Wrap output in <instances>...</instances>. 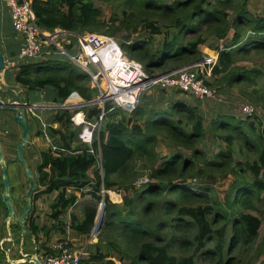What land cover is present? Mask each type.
I'll list each match as a JSON object with an SVG mask.
<instances>
[{"label": "trees", "instance_id": "1", "mask_svg": "<svg viewBox=\"0 0 264 264\" xmlns=\"http://www.w3.org/2000/svg\"><path fill=\"white\" fill-rule=\"evenodd\" d=\"M119 2L123 5V18L119 26H116L120 19L118 13L114 12V16L102 20L103 8L96 5L93 0H32V7L41 28L49 31L62 28L80 33L86 30L97 32L108 26L105 31L109 34H116L121 29L129 32L142 29L149 35H154L161 34L163 28L172 30L174 28L172 35L164 39L158 51L150 48L149 38L131 43L121 42L126 54L131 59L141 61L150 74L157 72L155 69L164 72L201 59L203 53L200 46L204 45L208 38L225 39L234 29L230 42L231 49L220 53L219 62L214 67V76L221 77L219 82L228 76L229 85H232L234 82L252 80L253 74L256 76L261 74V71L255 68L244 74L225 73L235 62V47L238 52L264 50V16H257L249 11V0H173L171 3L164 0H119ZM243 29L251 31L252 35L245 39ZM190 34H194L195 37L186 39ZM11 43L12 57H16L20 49L19 42ZM21 60L18 62L20 71L16 81L28 91L49 89L50 93L46 98L58 103H63L74 91L85 100L93 99L96 90L90 87V75L67 58L58 59L55 56L43 61ZM209 83L212 84V81L209 80ZM251 99L261 104L264 101V94ZM112 106L111 102L107 103L109 112L100 133L102 169L98 157L87 152L60 157H54L49 150L41 153L42 165L39 168L40 180L35 201L45 193L59 191V194L51 204L49 215L55 222L49 227L47 224H40L37 216H32L29 228L33 234L37 235L44 231L46 241L52 231L65 234L68 225L63 222L62 217L78 200L77 194L70 191L74 190L80 196L92 193V197L100 202L103 199L102 186L120 190L123 185L128 187L122 194V202H113L108 197L105 198L106 222L102 237H105L110 247L118 251L121 260L127 257L131 264H194V257L180 259L171 253V248L175 245L173 241L183 244V238L174 234L170 240L167 239L170 231L173 230L175 233L192 225L196 227L194 239L199 249L206 247L210 239L215 237V233L218 234L214 253L221 254L225 249L226 224L219 228L214 227L215 224L222 223L221 220L227 221L224 223L231 222L234 229L226 246L228 253L233 251L240 238L252 242L259 238L262 219L249 212L245 213L243 208L255 207V200L264 201V146L256 160L235 161L239 170L245 167L250 170L251 185L243 183L238 186V180L235 177L231 178L227 173L233 161V151L230 148L236 139L235 132H242L240 120L231 126L227 119L234 117L226 113L219 114L218 126L232 129L230 134L224 136L230 148L217 154L221 161L206 160L203 151L195 146L207 132L205 128L207 122L197 112L196 107H183L172 103L167 111L161 110L158 118H153L154 112L151 111L145 121V127H142L137 121L143 119L146 114L145 107H138L129 117L113 120L116 117L112 114L120 108L112 109ZM91 110V114H98L101 106L94 105ZM167 112L180 113L177 121L168 119L175 122L169 127L167 118L163 117ZM71 116L72 113L68 110L57 113L55 120L62 122L63 129L53 130L60 134L61 140L69 148L77 137V133L71 128ZM182 116H187V121ZM188 125L189 129L186 128ZM160 131H167V134H164L169 140L166 144L192 149L196 158L204 156V167L194 170L195 166L191 160L176 152L164 158L159 165L152 167L148 181L138 185L139 188H133L140 190L130 196L127 192L136 178L135 170L129 166L130 162L135 156L142 160L151 157L153 146L162 134ZM134 135L135 140L132 142L127 139ZM224 158L225 160H222ZM213 171H222L223 175L217 179ZM127 173L129 175L127 181L115 179V176L126 177ZM197 176L202 180L209 176L210 181L219 183L218 188L222 189L219 199L212 198L213 188L210 184L199 185L203 186L199 188L204 191L197 190L198 186L194 182L196 187L191 186ZM161 179L167 180L166 185L157 182ZM87 187L89 190L83 191ZM170 195L174 198H169ZM211 199L213 203L210 205L184 204L195 201L208 202ZM97 211V204L86 205L82 210L81 219L78 215L72 214L70 226L80 234L90 233L95 224ZM43 247L44 252H51L48 245L45 244ZM255 253L256 264H264V234L256 244ZM110 257L111 255L97 246L95 253L83 258L80 264H116ZM231 259L232 257H229L220 264H233Z\"/></svg>", "mask_w": 264, "mask_h": 264}, {"label": "rangeland", "instance_id": "2", "mask_svg": "<svg viewBox=\"0 0 264 264\" xmlns=\"http://www.w3.org/2000/svg\"><path fill=\"white\" fill-rule=\"evenodd\" d=\"M94 3L96 5H99L101 8H103L104 11V16L101 18L102 20L106 19L108 20L110 16H114V12L118 13V16L120 17L119 21L116 22V26H119L121 23V19L123 18V5H121L119 2V0H109V2H102L100 0H93ZM167 1L169 3H171L173 0H164ZM248 9L249 11L257 16H264V0H249V4H248ZM111 23V21H110ZM108 23V24H110ZM110 26V25H109ZM108 29V26L106 27H102V30L97 31V32H90L88 30H86V33H105V34H109L107 33L105 30ZM244 34H245V39H247L248 37H250L252 35L251 31H248L246 29H243ZM174 31L172 29H166L163 28V32L161 34H154V35H149V33L145 32L142 29H139V31L137 32H129L126 29H121L120 31H118V33L116 34H110L112 36H114L116 39H118L121 42H126V43H131L135 40L138 39H150V48L153 51H158L159 48L162 47L164 39L165 38H169L170 34L172 35ZM177 31V30H176ZM233 33H234V29H232L229 33V36L225 39H217L214 37H210L208 38L207 42L204 45L200 46V49L203 50L207 53L210 52V49H213L217 44H223L224 47H228V49H231V45L230 42L232 40L233 37ZM195 37L194 34H190L186 37V39H190ZM209 47L210 49L208 50ZM236 51L234 52L235 55V62L234 64L225 72L228 75L235 74V73H239V74H244V73H249L251 72L254 68L255 69H259L261 71V74L259 76H256L255 74L251 75L252 80H247V81H241V82H234V84L229 85L230 81L228 80V76L225 77L224 79H221V81L219 82L221 77H211L210 81H212V85L214 87L218 88L219 93L221 94L222 98L224 100V102H220L217 101L215 99H209L206 98V100H204L203 103H201L204 108L207 110V115L204 116V119L206 120L207 124L209 125L207 127V124L205 123V128H206V135L196 143V148L200 149L203 151V153L205 154V159L206 160H218L221 161V159L217 156L218 153L220 152H226L230 147L227 143V141L224 139V136H227L228 134H230L232 132V129L229 127H220L218 126V116L219 114H230L231 116H233L234 118H228L227 122H230L233 126L236 124V122L238 120H240L239 124L241 125L240 129H242V132H235V136L236 139L234 140L232 146H231V150L233 151V161H231L230 163V168L227 169V173H229V176L231 178L235 177L238 180V186H240L241 184L245 183L247 185H251V181H252V174L250 172V170H248L246 167L244 169H240L239 167L235 165V161H248V162H252L254 160H256L259 156V153L262 149V147L264 146V137H263V129H264V101L261 102V104H259L258 102H253V100L251 98H254L256 96H258L259 94H264V50L261 51H257V50H251L249 52L247 51H237V47H235ZM234 49V50H235ZM128 55V54H127ZM57 56L58 59H64L66 57L61 56V55H55ZM53 56V57H55ZM38 59V58H37ZM36 60V59H34ZM37 61V60H36ZM41 61V60H40ZM94 69V68H93ZM157 72H161V70L159 69H155ZM224 74V73H223ZM223 76V75H222ZM23 87V86H22ZM24 90L21 92V95L25 96V100H27L29 103L34 102V101H46V96H44L41 91H28L25 87H23ZM151 90H158L161 91L163 89L154 86L150 89H147L145 92H143L142 96H141V102L144 100L143 105H148L149 103H151V101L153 100V96L152 93L150 92ZM26 91V92H25ZM167 92L177 95V96H183V94L185 95V93L183 94H178L179 92H177L178 90L176 88L173 87H169L166 89ZM150 92V93H149ZM149 93V94H148ZM161 94V93H159ZM251 97V98H250ZM192 98V104H200L199 100L196 99L195 97H191ZM174 102L176 101L177 98H173ZM140 102V104H141ZM169 104L171 105V102H169ZM246 104H252L255 105L257 107V115L256 116H252L250 118H248L247 116H244L242 114L241 107L243 105ZM142 105V106H143ZM83 110L87 111L88 108H82ZM170 109V108H168ZM78 110H81L80 108ZM1 112V111H0ZM38 112H42V110H38ZM170 112V111H169ZM169 112H167L165 115H163V117L167 118L170 120H174L177 121V119L180 117V113H175V114H169ZM171 112H173L171 110ZM10 115H12V113H10L9 111H2V115L4 116V119L9 120V124H11V127H8L10 130L11 129H16L17 135L21 134V126L14 122H12L9 117ZM112 115H114L116 118H114L113 120H117L120 119L121 117H129L131 115H133L132 113L120 109L117 110V112L113 113ZM146 115V114H145ZM134 117V116H132ZM182 118L187 121V116H182ZM109 119H112L109 117ZM142 120V119H140ZM27 121L29 124V135L30 137H33L34 132L36 131L37 127H38V119H36L34 116L30 115L29 112H27ZM174 121H168V127L171 125H174ZM142 124V127H145V122L142 120L140 122ZM254 124V126L252 127L251 124ZM230 126V127H231ZM236 127V126H234ZM186 128H190L186 127ZM161 132V131H160ZM161 136L162 137H158L157 141L155 142V145L153 146V150L150 155L151 157H147L144 160L140 159L139 156H135L134 159L130 162V165L136 172V178H134V183L133 186L131 185V187H129L127 194L130 196H133V194L140 189L134 190L133 188H139L138 185H140L142 182H146L148 181V175L150 173V170L152 167H155L156 165H159V163L161 161L164 160V158L166 157H170L171 155H173L176 152H180L181 154L184 155V157H186L187 159L191 160L192 164H194V170H196L197 168H201L204 167V156H198L197 158L194 157L193 155V150L192 149H187L185 147L182 146H177V145H172V144H166L169 140L166 138L164 140L163 137H165L164 134H167V131H162L161 132ZM2 137V141H1V145L3 148V151L6 152V156L7 157H13L15 156V152L17 150L14 149V147L16 146V143H13L12 148L13 150L11 151V149H8L10 151H6V142L8 140V142H10V138H8L7 136H4L3 134H1ZM18 137V136H16ZM7 138V139H6ZM77 139V138H76ZM128 140H131V142L133 140H135V135L131 136L130 138L127 137ZM161 141L162 144H160L159 142ZM39 142L42 143L43 138L40 137ZM10 144V143H9ZM8 148V145H7ZM43 151H47L50 148V144L49 142L45 139L44 142V147H43ZM40 151V150H39ZM24 156L28 162V164L32 167L33 164V160L31 158V154L28 150V146L24 147ZM17 154V153H16ZM17 156V155H16ZM222 160H225L222 159ZM1 169V167H0ZM24 164L21 161H12L9 163L8 165V174H9V178H10V182H11V187H18L19 186V182H24L25 186H27L28 184V179H26V175L24 173ZM212 173H214V175L216 176L217 179H220L219 177H221V175H223V172H218V171H213ZM127 176L124 177L123 176H115L116 180L119 181H127L129 179V175L128 173L126 174ZM36 180L37 179V174H36ZM209 177V176H208ZM206 177L205 180L200 179V177H195L191 183V186H194L193 182L195 183L197 187V190H201L204 191V189H200L199 187H203L207 184L212 185V198L215 199H219V197L221 196V192L222 189L218 188V184H216L213 181H210V179ZM196 179V180H195ZM157 182H159L160 184H162L163 186L166 185L167 180H158ZM228 182V181H227ZM125 184L127 182H124ZM124 184V185H125ZM203 185V186H199V185ZM38 185V183H37ZM194 186V187H196ZM4 187V182L0 176V188ZM128 186H121L119 193L123 194L125 192V189ZM227 187V185H226ZM37 188V186H36ZM43 188V187H41ZM107 189V188H106ZM102 190V189H101ZM112 191H118V189H110ZM58 192V191H57ZM55 191L53 193H45L44 194V198H41L39 200V204L40 207L42 209L38 210V213L40 214V224H47L48 226L51 225L52 223H54L55 221L52 220L49 215H50V211L49 207L51 206L52 202L56 199L55 197ZM11 195L14 199V203L17 204V193L16 190L11 192ZM169 198H174L173 195L168 196ZM79 203L74 207V210L72 211L73 214H76L79 216V218L81 219L83 214H82V210L86 205H96L98 204V200L92 197V193H87L86 195H79ZM115 202H120V201H115ZM210 203L212 202V199L209 200L208 202L206 201H195V202H185L184 204H188V205H197V204H203V205H210ZM4 204L1 205L0 203V210L1 213L2 211L5 212L6 211V207H3ZM244 212L247 213H251L254 214L256 216H258L259 218L262 219V226L260 229V236L257 240H255L254 242H252L251 240H243V239H239V241L236 244V247H234L233 251L228 253L226 251V246L227 244H229V238H231V236L233 235L234 229L232 226V223H224L227 222L226 220H221L222 223H218L215 224L214 227L215 228H219L223 225L226 224V230H225V236H224V245H225V249L223 253H214V249H215V243L217 241L218 238V234L215 233V237H212L209 241V243L207 244L206 247L199 249V247L197 246L198 243L195 242L194 239V235L196 233V227H194L193 225L190 227L185 228V230L180 229L179 231H170L169 234L167 235V239H171L173 237V235L175 234V236H180L181 238L184 239V243L180 244V242L178 241H173L175 242L173 245V247L171 248V253L175 256H177L178 258L182 259V258H188V257H194V264H220L221 262H225L226 260H228V258L232 257V263L233 264H256L257 263V256L255 253V249H256V244L261 240L262 235L264 234V201H258L255 200V207H244L243 208ZM104 211V210H103ZM158 213V212H157ZM103 214V212H102ZM101 214V216H102ZM1 216V215H0ZM238 216V214L236 215ZM62 220L65 224L68 225V229L67 231H65V234H60L58 233L57 235L54 234L52 232V235L49 237L48 241H46L44 239V237H42V243L41 246H45L49 245L50 243L54 242L58 237H63L66 239H69L70 242L76 244L79 247H86V250L89 253L84 254V258H87L91 253H95L96 251V247L98 246V248H101L104 252L108 253L109 255H111V259H113L116 264H131L130 263V259L125 257L122 260L120 259L119 253L116 249H113L112 247H110L105 240V237H102V235L105 233V229H104V225L105 223L102 225V221H101V217H100V226H99V235L97 236V239L95 241H93L92 243L90 242V236L88 234H80L79 232H77L73 227L70 226V216L67 214L66 216L62 217ZM220 221V222H221ZM106 222V221H105ZM50 227V226H49ZM3 228V224L0 223V230H2ZM68 233V234H67ZM171 233V234H170ZM107 235V232L105 234V236ZM17 237V234H16ZM107 237V236H106ZM94 240V239H93ZM92 241V240H91ZM49 243V244H48ZM73 245V244H72ZM74 246V245H73ZM15 252H12V255H14ZM11 259H13L12 257H10ZM6 256L5 254L0 250V264H3V262L5 261ZM31 264V263H28Z\"/></svg>", "mask_w": 264, "mask_h": 264}, {"label": "built area", "instance_id": "3", "mask_svg": "<svg viewBox=\"0 0 264 264\" xmlns=\"http://www.w3.org/2000/svg\"><path fill=\"white\" fill-rule=\"evenodd\" d=\"M2 1L10 12L12 28L21 40L20 59L38 58L43 61L55 55L64 56L90 75V87L96 90L91 100H85L74 91L63 103L55 106L56 114L63 110L72 113L71 128L77 133V139L73 140L71 148L61 140L59 133H53L48 128L50 126L54 130H62V127L59 129L55 123L43 122V135L49 142V151L54 157L75 156L87 152L98 157L102 169L100 133L109 112L106 107L108 102L112 103V109L120 108L132 113L140 106L143 92L154 86L163 90L173 87L199 100L219 98L218 89L210 84L209 80L213 76L214 67L219 62L220 53L228 50L223 44H217L210 52L203 53L201 59L189 64L150 74L144 64L131 59L122 48L120 41L110 34L80 33L62 28L45 30L39 25L32 0ZM25 104H27L25 111L33 116H37L38 110H46L50 107L28 102ZM94 105L101 106L98 114H91ZM85 107L88 108L87 111L82 109ZM79 108L81 110H78ZM240 111L247 117L256 116L258 112L257 107L252 104L243 105ZM88 190L89 187L83 189L85 192ZM101 194L103 199L97 204L99 217L95 219V224L88 234L89 243L95 241L99 235L100 217L106 208L105 198L108 197L113 202L123 200L119 190L112 191L102 186ZM117 195L120 198H117ZM79 201L80 199L65 214L70 216V220L72 211ZM72 244L69 239L57 238L50 246L51 252L43 256V263L80 264L84 254L88 253L87 246L79 247Z\"/></svg>", "mask_w": 264, "mask_h": 264}, {"label": "crops", "instance_id": "4", "mask_svg": "<svg viewBox=\"0 0 264 264\" xmlns=\"http://www.w3.org/2000/svg\"><path fill=\"white\" fill-rule=\"evenodd\" d=\"M13 31L14 30H13L12 25H11L10 12H9L8 8L5 6L4 2L2 0H0V50L4 53L5 60H6L5 69L2 71V73L0 75V88L1 87H5L3 92H0V98L2 100H5V101H18L19 99L17 97V94L21 95V92L24 90L22 85H20L16 81V76H17V74L20 71V68H19V65H18L19 64L18 62L21 60L19 58V51L16 54V57H12V52L10 51V49L13 46L11 42H15V41L19 42V45L21 47L20 37L17 34H15ZM207 48H208V50L210 49L209 47H207ZM211 50L212 49H210L209 51H211ZM203 53L205 54L204 50H203ZM36 60L40 61V59H36ZM21 61H24V60H21ZM213 76H214V72H213ZM40 91H41V93L44 96H46L47 94L50 93L49 89H44V90H40ZM150 92L152 93V96H153V100L151 101V103H149L148 105H143L144 100H145V98H144V100L141 102V104L139 106L141 108L145 107L146 115H144V117L142 119L144 122L149 118L148 114L151 111L154 112V114H153L154 117L153 118H158V116H160V114H161V110L167 111L168 108L171 107L172 103H175V104L177 103V104H179L180 106H183V107H196L197 108V112H199L203 117L207 115L206 114L207 110L201 104V103L204 102V100H199L198 99L200 104L199 103L198 104H192V98L191 97H193V96L190 95V94L185 93V95H184L183 92L177 91V92H179L178 94H183V96H177V95H174V94H171V93L167 92L166 90H161V91L151 90ZM159 93H161V94H159ZM21 96H22L24 101L28 102L27 100H25V96H23V95H21ZM218 96H219V98H210V99H215L217 101L224 102L223 99H220V98H222V96L219 93V91H218ZM173 98H177L175 102H174ZM169 102H171V105L169 104ZM31 103L32 104H44V105H49L50 106L46 110H42V112H40V113L37 112V116H34L36 119H38L39 123H38V127H37L36 131L33 134V137H31V142L28 145V150H29V152L31 154V158H32L33 164H34L32 166V168L36 169L42 163V157H41L42 155H41V153L43 152L44 142H45V139H46V138H44L43 133L41 135H38V131H42L43 130V122L51 123V124L55 123V126H57L58 128L61 127L62 125L59 122L55 121V114H56L55 106L58 105V102H56L53 99L46 98V101H42V102L34 101V102H31ZM0 111H1L0 112V141H2L1 134H3L4 136H7L8 138H10V142H8V140H7V142L5 144L6 145V151L8 152V151H10L8 149H11V151L13 150V148L11 146V145H13V143H16V146H18L17 142H19V140L21 138V134L17 135L16 129H11V131L13 132L12 135H8L7 134V130L9 129L8 127H11V124H9V120H6V119H4V116H1L2 115V111H6V110H0ZM10 113H12V112H10ZM26 115H27V113H26ZM12 116H13V113L9 117L10 120H12ZM142 120L137 121V124L142 126V124L140 123ZM51 132H53V131H51ZM16 136H18V137H16ZM40 137L43 138L44 142H42V143L39 142ZM160 137H162V136H159V138ZM163 138H164V140L166 139L165 137H163ZM159 143L162 144L163 142L161 143V141H160ZM7 145H8V148H7ZM14 149H16V147H14ZM2 151H3V148H2ZM3 154H4V160L9 161V163L12 162V161H15L17 159V157H18V155L16 156V152H15V156H13V157H7L5 151H3ZM8 165H7V170H8ZM0 167H1V157H0ZM30 168H31V166H30ZM1 170H2V167L0 169V176H1L2 180H3ZM24 171H25V167H24ZM3 182H4V180H3ZM19 183L21 184V181ZM20 184H19V186L17 188L13 187V186L11 187V192L16 190V193L18 195L17 196V204L14 203V199L12 197V202H13L14 208L16 210V213L18 214V217H19L18 220H20V216H21V214L24 211L23 210L24 206L22 204H23V200L25 198V195H26V193L28 191V189L26 190L25 188L21 187L22 185H20ZM34 190H33V192H34ZM3 191H4V187L0 188V203H1V205L4 204V202L1 199V194H2ZM33 192L31 193L30 199L32 197ZM70 192L76 193L77 196H78V199H79V193L78 192H75L74 190H72ZM55 193H56L55 194V197H56V195L59 194V191L58 192L55 191ZM41 198H44V194H42L37 201H35V199H34L35 204H36V214H37L39 223H40V214L38 213V210H40L42 208L38 204H39V200ZM31 201L32 200H30V203H31ZM31 206H32V203H31ZM3 207H6V205L4 204ZM50 209H51V206L49 207V210ZM7 214H8L7 207H6V211L5 212L2 211V213H1V210H0V215H1L0 216V223L3 224L2 230H4V231L0 230V250L6 256V259L3 262V264H28V263L35 264L34 262L12 263V262L9 261V259L10 260H17V259H20L23 256L22 254H24V253L20 251L21 247L23 248V251L25 253H37L38 258L43 263V256L46 253V252H44L45 251V247L41 246L42 237H44L43 236L44 231H40L37 235H35V234H33L31 232V230H30L29 226H27V224L26 225L24 224L26 230L23 231V229L20 226V224L16 223V222H13V221L10 223V226H8L7 222H6ZM11 224H16V225L13 228ZM17 226H19V227L17 228ZM8 227H11V229H12V240L8 239L9 238ZM67 229H68V227L66 228V231H67ZM27 230H29V232H26ZM53 233L56 234V235L58 233L64 234V233H61V232H58V231H54ZM16 234H17V237H16ZM51 235H52V233H51ZM58 238H60V237H58ZM52 243H50V244L48 243L49 244L48 245L49 248L52 245ZM75 246H77V245L75 244ZM7 250H10L9 259L7 257V254H6ZM12 252H15V254L12 255ZM10 257H12L13 259H11Z\"/></svg>", "mask_w": 264, "mask_h": 264}, {"label": "water", "instance_id": "5", "mask_svg": "<svg viewBox=\"0 0 264 264\" xmlns=\"http://www.w3.org/2000/svg\"><path fill=\"white\" fill-rule=\"evenodd\" d=\"M5 65H6L5 55L0 50V75L2 71L5 69ZM4 88L5 87H1L0 92H3ZM17 97L19 99L18 101H5L0 98V110H6L9 112H12L14 121L22 127V135H21V138L17 146L18 157L16 160L21 161L24 164L26 176L29 178V181H30V186L25 195L26 200L29 202L28 209H30L31 208L30 196L33 190L35 189L36 182H35L33 171L26 161L23 150H24V147L30 144L31 137L29 135V125H28V121L26 118V114H25V108L27 104H25V101L23 100L20 94H17ZM0 157H1V167H2L1 173H2L3 180H4V191L1 194V199L8 209V214L6 216L7 225L10 226V223L13 221V222L19 223L23 231H25L26 228L24 225V221H25L28 210L25 209L20 216V220H18L19 217H18V214L16 213V210L12 202L11 183H10V178H9L8 170H7V165L9 164V161L4 160V154L2 151L1 141H0ZM98 217H99V213L97 212L96 218ZM101 221H102V225L106 221V208L104 209L103 214L101 216ZM8 231H9L8 239L12 240L11 227H8ZM20 251L24 253L22 254L23 256L20 259L10 260L9 259L10 250H7L6 254H7L9 261L12 263L34 262L35 264H43L41 260L38 258L37 253H25L22 247Z\"/></svg>", "mask_w": 264, "mask_h": 264}, {"label": "flooded vegetation", "instance_id": "6", "mask_svg": "<svg viewBox=\"0 0 264 264\" xmlns=\"http://www.w3.org/2000/svg\"><path fill=\"white\" fill-rule=\"evenodd\" d=\"M26 102V101H25ZM29 103V102H28ZM27 113V111H25V114ZM55 116H56V114H55ZM26 118H27V115H26ZM14 119H13V116H12V122H14L13 121ZM55 121H57V120H55ZM57 122H60V121H57ZM61 123V125H62V122H60ZM29 125V124H28ZM61 127H63V125L61 126ZM60 127V128H61ZM48 128H50L51 129V131H53L54 130V128H52V127H48ZM59 128V129H60ZM21 129H22V127H21ZM40 133V134H39ZM43 133V130L42 131H38V135H41ZM53 133H54V131H53ZM7 134L8 135H12L13 134V132L10 130V129H8L7 130ZM21 135H22V130H21ZM18 143V142H17ZM18 145V144H17ZM17 148V147H16ZM16 153H17V150H16ZM17 155V154H16ZM16 161V160H15ZM41 165H42V163H41ZM40 165V166H41ZM40 166L39 167H37L36 169H34V168H32L31 167V169L33 170V174H34V178H35V181H36V186L38 187L39 186V180H40V173H39V168H40ZM25 173V172H24ZM36 174H37V179L38 180H36ZM25 175H26V173H25ZM27 177V176H26ZM26 179H28L27 181H28V184H27V186H25V184H24V182H21V184L20 185H22L21 187H23V188H25L26 190L29 188V186H30V181H29V178L27 177ZM37 183H38V185H37ZM37 188L35 187V190H34V192H33V194H32V197H31V203H32V206H31V208L30 209H28V206H29V203L26 201V199L24 198V200H23V206H24V209L23 210H25V209H27L28 210V212H27V214H26V219H25V221H24V224L26 225L27 224V226H29V220H30V218L32 217V216H37V214H36V204H35V201H34V199H35V193L37 192V190H36ZM26 192V191H25ZM19 204V203H18ZM12 225V227L14 228V226L16 225V224H11ZM19 226H17V228H18ZM16 228V227H15ZM26 232H29V230H27ZM27 235V234H26ZM25 235V236H26Z\"/></svg>", "mask_w": 264, "mask_h": 264}, {"label": "bare ground", "instance_id": "7", "mask_svg": "<svg viewBox=\"0 0 264 264\" xmlns=\"http://www.w3.org/2000/svg\"><path fill=\"white\" fill-rule=\"evenodd\" d=\"M116 197V196H115ZM117 198H120L119 195H117Z\"/></svg>", "mask_w": 264, "mask_h": 264}]
</instances>
